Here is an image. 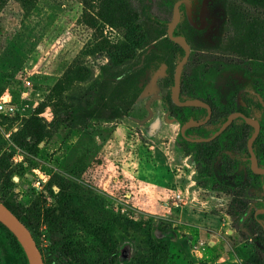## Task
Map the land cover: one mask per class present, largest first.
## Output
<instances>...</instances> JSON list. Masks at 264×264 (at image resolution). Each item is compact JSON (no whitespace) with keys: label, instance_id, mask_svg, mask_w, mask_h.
Masks as SVG:
<instances>
[{"label":"rangeland","instance_id":"374dc122","mask_svg":"<svg viewBox=\"0 0 264 264\" xmlns=\"http://www.w3.org/2000/svg\"><path fill=\"white\" fill-rule=\"evenodd\" d=\"M143 1L160 24L139 17ZM176 1L130 0L119 18L106 0H0V100L9 95L26 109L25 116L0 118V157L6 156L7 167L0 172V198L25 207L39 202L33 235L45 264H244L256 257L264 262L262 245L255 235L241 234L242 220L237 223L231 214L235 199L264 207L263 178L250 175L246 147L229 146L224 153L236 164L231 178L226 176L232 194L198 185L189 155L194 151L179 148L180 125L191 111L171 107L178 57L170 60L158 45ZM201 1L191 0L197 14ZM250 12L247 0H210L207 28H185L192 51L181 99H210L221 116L246 105L261 123L255 144L264 163V60L244 56L242 43L229 42L227 28ZM125 23L133 27L129 37ZM122 44V61L110 62L107 52L116 59ZM70 67L75 81L68 94L80 104L75 118L37 127L49 135L35 152L20 147L15 134ZM132 82L141 91L135 94ZM194 114L203 119L201 110ZM39 117L51 122L52 110ZM213 127L192 130L191 137ZM235 128L244 129L246 138L254 131L240 121ZM246 179L253 194L242 189ZM214 220L228 223L216 233ZM0 264H24L1 226Z\"/></svg>","mask_w":264,"mask_h":264},{"label":"trees","instance_id":"16d2710c","mask_svg":"<svg viewBox=\"0 0 264 264\" xmlns=\"http://www.w3.org/2000/svg\"><path fill=\"white\" fill-rule=\"evenodd\" d=\"M105 1V0H103ZM109 1L119 18H123L126 12L128 11V7H130V0H106ZM250 6L253 8V12L249 14H240L237 17L235 22H229L227 24V28L229 31V42L232 44L242 43V47L244 48V56L257 59L264 60V0H247ZM138 12L139 17L143 19H148L153 23L160 24V21L154 19L149 12V5L144 1L139 4ZM125 35L128 36L130 32H132V25L125 23ZM129 37V36H128ZM170 47L174 44L170 39L166 38L165 40ZM159 47L162 49V40L158 42ZM178 46V45H176ZM179 47V46H178ZM169 48V47H168ZM127 45L122 44L118 46L116 59L111 56L110 53L107 52V55L110 59V62L116 63L115 61H122L121 55L126 54ZM181 56L184 54L183 49L180 48ZM101 53H103L104 48L100 49ZM152 50L151 54H155ZM120 54V55H119ZM72 67H70L63 77L57 81V83L53 86L50 93L46 96L45 101L41 104L40 111L37 112L36 115L27 119L24 123L23 127L15 134L14 142L24 149H29L32 152H35L38 149V144L44 140V138L49 135V133L43 132L42 130H37V127H41L42 124L45 126L58 127L59 125L71 121L75 118L76 113L79 111L80 104L75 102L73 98L69 96V91H71L74 79L70 77ZM80 81V80H78ZM132 90L136 94L141 91L142 86L137 82H132ZM213 108V113L211 119L208 124L205 126H199L190 128L187 130L186 134L191 136L192 130H200L203 127L214 125L210 133L205 135H199L201 137H208L213 132L217 131L222 123L226 120L227 116H221L219 111L217 110L215 104L209 100L205 99ZM175 106L173 102H171V107ZM46 108H50L52 110L53 119L51 122H44L42 118L39 117V112H44ZM178 109H190L191 116L184 119L183 123L187 120L194 118L196 120L197 116L194 114V110H201L204 114L203 118L206 116L207 111L204 108H186L179 107ZM240 111L244 112L246 115H250V111L247 108L241 107ZM264 116V115H263ZM245 124L246 127L249 125L242 118H238L235 120L231 126L216 139L209 142H190L187 141L184 137L180 135L181 142L179 148L183 151L189 153L190 150L194 151V154L189 153L192 162L198 168V185L201 186L202 182L205 183V186L208 190H213L222 194H232L231 192V182L227 178H231V174L233 173L235 167L233 161L230 159H226L228 156L224 154L228 151L229 146H238L243 145V147L247 146L246 132L244 129L237 130L236 125L238 122ZM233 132L230 138L229 143L225 142L224 138L227 133ZM254 147L256 149V144L254 143ZM223 151V154L221 152ZM219 154L224 155L225 160L221 164V168L216 172L215 163L217 162V157ZM6 156L2 155L0 157V172L3 173L7 167L3 163ZM250 175L253 178L252 172L249 170ZM218 173V174H217ZM227 176V178H226ZM254 180V179H253ZM237 180L234 181L233 185ZM251 180H245V184H242V189L245 191L253 188ZM251 186V187H250ZM254 186V185H253ZM202 187V186H201ZM230 188V189H229ZM240 195V194H239ZM0 202L4 203L12 212L30 229L32 234H34L33 230L38 226L39 215L41 213V208L39 202L34 200L29 206H20L10 200L9 198H0ZM264 208H253L249 206V203L245 200L235 199V203L233 208H231L232 216L237 220V223L242 220V223L237 224L240 229L241 234L250 238L252 235H255L256 243L262 245V249L264 251V223L263 218L264 214L256 215V210ZM248 224V225H247ZM0 226L5 228L8 234L11 236L13 243L17 247L18 251L22 255L24 264H29L28 259L25 255L23 247L15 237V235L0 222ZM256 233L258 235H256ZM249 235V236H248ZM35 238V235H33ZM36 240V239H35ZM37 242V241H36ZM38 245V243H37ZM39 247V245H38ZM244 264H264V262L259 258H250Z\"/></svg>","mask_w":264,"mask_h":264},{"label":"water","instance_id":"95a60500","mask_svg":"<svg viewBox=\"0 0 264 264\" xmlns=\"http://www.w3.org/2000/svg\"><path fill=\"white\" fill-rule=\"evenodd\" d=\"M182 3L185 4L186 6L188 19L191 22V24L198 29H203L206 26V15H207L209 0H202V6L200 11V24H196V22L193 20L191 16L190 0H178L174 5L173 19L168 27V32H167L168 37L172 41L180 45L185 52L184 56L177 63L174 70L173 85L171 88V100L175 105L179 107H197V108H204L207 110V114L203 120H195L191 118L188 121L181 124L180 135L190 142H209L214 140L220 134H222L232 124V122L235 119L240 117L244 119V121L248 125L254 128L252 135L247 141V148H248V153L250 155L251 169L256 174L264 175V168L259 166L258 157L254 150V142L258 138L261 130V124L258 119L252 116H247L240 111H235L228 115L227 119L223 122L220 128L216 132H214L211 136L193 138L187 136L186 134V131L192 127H198L207 124V122L209 121L212 115V107L208 102L200 98L182 100L180 97L182 73H183L184 65L189 60L191 53L190 44L188 43L186 38L184 36H175L173 34L174 29L180 20L179 6ZM56 189L59 190L58 187ZM263 189H264V184H263ZM258 214H264V209L263 208L257 209L256 215ZM0 222L4 224L15 235V237L23 247V250L25 252L29 264H45L42 252L38 247L37 242L30 229L12 212V210H10L2 202H0Z\"/></svg>","mask_w":264,"mask_h":264},{"label":"flooded vegetation","instance_id":"af4514ba","mask_svg":"<svg viewBox=\"0 0 264 264\" xmlns=\"http://www.w3.org/2000/svg\"><path fill=\"white\" fill-rule=\"evenodd\" d=\"M178 1V0H177ZM176 1V2H177ZM175 2V3H176ZM190 2H191V0H190ZM175 3H174V5H175ZM209 3H210V0H209ZM201 6H202V1H201ZM201 6H200V9H199V12H198V14L195 12V10H194V7H193V4H192V2H191V16H192V18H193V20L196 22V24H200V11H201ZM208 8H209V4H208ZM179 10H180V20H179V22H178V24L176 25V27H175V29H174V32H173V34L175 35V36H184L185 38H186V40L188 41V43L190 44V42H189V40H188V35H187V32L185 31V28H189V29H191V30H193L194 32H197V33H200V32H202L204 29H206L207 28V26H208V9H207V15H206V26H205V28H203V29H198V28H196V27H194L192 24H191V22L189 21V19H188V15H187V11H186V6H185V4H181L180 6H179ZM173 13H174V6H173ZM198 17V19L196 20V18ZM172 19H173V14H172ZM172 19H171V21H172ZM170 21V22H171ZM170 22L168 23V26H167V30H166V35H165V37H163L162 38V49L163 50H165V52H166V54H167V57L170 59V60H173V59H175V58H177L178 57V62L181 60V58L184 56V54L181 56V50H180V48L181 49H183L180 45H178L177 43H175L174 41H172L169 37H168V35H167V32H168V27H169V24H170ZM166 38H168V39H170L174 44H176V45H178V46H176V45H173L172 47H170L169 45H168V43L165 41L166 40ZM169 47V48H168ZM190 48H191V44H190ZM183 51H184V49H183ZM191 51H192V49H191ZM185 53V52H184ZM190 55H191V53H190ZM189 59H190V57H189ZM189 61V60H188ZM187 61V62H188ZM177 62V63H178ZM177 65V64H176ZM186 65V64H185ZM184 65V66H185ZM176 67V66H175ZM184 70V69H183ZM182 75H183V73H182ZM182 86V85H181ZM180 97H181V93H180ZM201 99V98H200ZM182 100H187V99H182ZM202 100H204L205 101V99H202ZM210 100V99H209ZM207 102V101H206ZM212 107V106H211ZM241 107H243V108H247L248 110H249V108L246 106V105H244V104H241V105H239L235 110H233V111H231L230 113H232V112H235V111H240L239 109L241 108ZM195 108H197V107H195ZM207 111V110H206ZM250 111V110H249ZM240 112H242V111H240ZM212 113H213V108H212ZM229 113V114H230ZM242 113H244V112H242ZM228 114V115H229ZM245 114V113H244ZM261 114H263V112L261 111L260 112V115ZM228 115H227V117H228ZM246 115V114H245ZM212 116V115H211ZM248 116V115H247ZM249 116H251V113H250V115ZM253 117V116H252ZM205 118V117H204ZM203 118V119H204ZM240 118V117H239ZM255 118V117H254ZM203 119H201V120H203ZM211 119V118H210ZM209 119V120H210ZM227 119V118H226ZM238 119V118H237ZM237 119H235V120H237ZM257 119V118H256ZM196 120V119H195ZM234 120V121H235ZM244 120V119H243ZM188 121V120H187ZM233 121V122H234ZM209 122V121H208ZM208 122H207V124H208ZM232 122V123H233ZM183 124V123H182ZM223 124V123H222ZM247 124V123H246ZM261 124V123H260ZM206 125V124H205ZM248 125V124H247ZM203 126V125H202ZM231 126V125H230ZM229 126V127H230ZM250 126V125H249ZM199 127V126H198ZM228 127V128H229ZM250 127H252V126H250ZM192 128H194V127H192ZM220 128V127H219ZM227 128V129H228ZM253 128V127H252ZM226 129V130H227ZM225 130V131H226ZM253 130H254V128H253ZM224 131V132H225ZM261 131V130H260ZM187 132V131H186ZM216 132V131H215ZM223 132V133H224ZM214 133V132H213ZM212 133V134H213ZM222 133V134H223ZM211 134V135H212ZM222 134H220V135H222ZM210 135V136H211ZM219 135V136H220ZM252 134H250V136H251ZM188 136V135H187ZM250 136H249V138H250ZM191 137V136H190ZM199 137H201V136H198V137H193V138H199ZM217 138V137H216ZM215 138V139H216ZM248 138V139H249ZM257 140V139H256ZM255 140V141H256ZM248 141V140H247ZM255 143V142H254ZM246 150H247V154H248V162L250 163V155H249V153H248V148H247V146H246ZM254 150H255V153H256V155H257V152H256V149H255V147H254ZM234 151H235V149H234ZM227 153H229V151H226ZM227 158L226 159H228V160H230L231 159V156L230 155H228V156H226ZM257 157H258V164H259V166L260 167H263L264 168V163L261 161V159L259 158V156L257 155ZM218 158V157H217ZM225 160V157H224V159H222L221 160V164H222V162ZM217 162H218V159H217ZM233 164H235V162L233 161ZM236 165V164H235ZM236 169V168H235ZM234 169V170H235ZM250 169H251V164H250ZM251 172H252V174H253V178H254V180L256 179V178H260V177H262L263 178V182L261 183V188L263 189V184H264V175H262V174H256V173H254L253 171H252V169H251ZM255 191V188L253 187V188H251L250 190H249V193H251V194H253V192ZM263 193H264V189H263ZM258 208V207H257Z\"/></svg>","mask_w":264,"mask_h":264},{"label":"built area","instance_id":"2783aa9c","mask_svg":"<svg viewBox=\"0 0 264 264\" xmlns=\"http://www.w3.org/2000/svg\"><path fill=\"white\" fill-rule=\"evenodd\" d=\"M16 102L11 96L7 95L5 98L0 100V118H10L15 116H25V107ZM41 177V176H40ZM177 201H182L181 193L175 195Z\"/></svg>","mask_w":264,"mask_h":264},{"label":"crops","instance_id":"0c3cea01","mask_svg":"<svg viewBox=\"0 0 264 264\" xmlns=\"http://www.w3.org/2000/svg\"><path fill=\"white\" fill-rule=\"evenodd\" d=\"M227 223H228V222H226V223H222L221 220H220V221H216V220H214L213 225H212V227H213V232L220 233L221 230H222V228H224V227H225V224H227ZM228 231H229V230H228ZM196 237H198L197 234H196ZM211 242H212V241H211Z\"/></svg>","mask_w":264,"mask_h":264}]
</instances>
